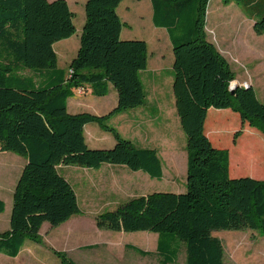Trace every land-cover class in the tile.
<instances>
[{"label": "trees", "instance_id": "trees-1", "mask_svg": "<svg viewBox=\"0 0 264 264\" xmlns=\"http://www.w3.org/2000/svg\"><path fill=\"white\" fill-rule=\"evenodd\" d=\"M122 1L86 0L77 53L67 67H60L54 43L76 31L68 1L0 0V151L26 159L13 192L10 227L0 232V253L17 256L27 239L41 242L44 222L58 226L81 212L74 187L58 170L60 164L126 165L163 178L158 151L134 144L108 123L115 113L147 100L141 73L148 66V43L122 38L127 25L118 12ZM209 2L151 0L153 23L167 30L173 47V92L186 135V191L135 196L95 216L100 229L158 233L163 264L174 263L182 246L186 264H229L223 241L213 231L250 229L264 235V179L254 178L264 177V145L255 132L247 135L231 157L236 167L231 174L249 172L254 177H232L229 149L215 146L205 130L210 108H230L243 123L264 133V103L254 86L237 85L232 93L235 71L208 38ZM244 10L255 32L263 34L264 0H246ZM110 85L118 96L110 112L68 111V99L83 95L78 88L104 96ZM88 123L109 131L115 144L89 147L84 132ZM249 156L247 165L244 158ZM4 210L0 198V214ZM54 251L61 264H79L66 251Z\"/></svg>", "mask_w": 264, "mask_h": 264}, {"label": "rangeland", "instance_id": "rangeland-1", "mask_svg": "<svg viewBox=\"0 0 264 264\" xmlns=\"http://www.w3.org/2000/svg\"><path fill=\"white\" fill-rule=\"evenodd\" d=\"M72 10L75 11L74 22L76 31L68 41L69 48L65 56L60 53L61 43L56 44L59 51L58 62L60 66L67 67L77 53L80 44V34L85 22V0H70ZM78 2V3H76ZM245 1L233 0L225 4L222 0H210L207 11L206 30L208 38L215 43L220 52L226 57L232 69L235 71L238 84H251L254 86L259 100L264 103V33L258 34L253 27V20H249L243 13L245 10ZM119 15L127 25L123 27V39H143L148 43L149 67L142 73L152 77L151 84H148L146 78L145 90L147 93L146 103L173 105L176 113L178 128L182 139L177 137L175 128L172 127V138L177 139L182 148L186 144V135L181 128L180 119L176 112L175 97L173 92L174 80V54L171 41L167 30L158 27L153 23V8L151 0H123L118 7ZM158 61L155 63V59ZM154 80V82H153ZM154 84H153V83ZM157 85V86H156ZM88 94V93H87ZM79 95V94H77ZM79 95L84 100L80 103L82 110L89 111V106L104 107L117 102V91H112L106 96H97L89 93ZM71 98H78L73 95ZM72 100V99H71ZM77 100V99H76ZM86 105V107H84ZM154 109L152 113L157 115L156 125L161 127L160 137L163 139L166 134L167 126L164 122V116L170 111ZM71 111V110H70ZM111 123V122H110ZM97 126L96 123H94ZM112 125V124H111ZM206 126H209L214 134L211 141L215 146L228 148L233 158L237 154L240 143L251 134L256 133L257 139L264 145V133L248 122L243 123L238 112L232 109L220 110L212 108L208 114ZM240 130V131H239ZM239 131L238 137L234 140V134ZM171 136V135H170ZM161 144V142H160ZM16 154V153H15ZM179 154V153H178ZM241 155L240 153H238ZM22 162L25 158L19 154ZM181 155V154H179ZM230 157V160H231ZM251 156L245 157L247 163ZM8 158L0 159V197L5 201V210L0 214V231L10 227V216L13 206V192L15 185L21 174V166L13 168ZM163 156L164 177L157 179L145 175L144 171H134L126 165H113L128 170L136 177L149 178L148 183L135 184L138 186V194L143 195L156 191L166 192H184L187 189V151L184 148L181 158L175 165ZM249 165V163L247 164ZM233 170L236 168L234 166ZM109 167H104L102 172ZM59 172L67 177L78 195L81 212L74 215L73 219L62 227L54 228L49 225L44 226L41 231V242L37 243L27 239L28 244H34L26 249V252L17 258L10 259L4 254H0V264H61L59 257L54 250L66 251L68 255L79 264H163L157 252L149 255H142L139 252L126 247L115 235H110L107 229H100L95 223V212L116 208L120 203H125L131 198L116 196L112 198L114 192L109 189L107 197H102L96 192L87 191L90 179L98 176L100 171L94 168L83 167L79 165L60 164ZM236 170V169H235ZM245 170H249L246 167ZM239 177V175H232ZM240 176H252L241 174ZM264 179V177H254ZM135 195V196H136ZM104 232L102 238L94 234V231ZM150 234L149 239L147 235ZM213 235L222 239L225 249V260L229 264H264V235L250 229H229L216 230ZM157 236L152 231L122 232V238L125 242H131L148 250L156 247ZM92 238L90 241L84 239ZM107 239V240H106ZM153 240H156L153 242ZM186 264L185 248L182 246L180 253L174 263Z\"/></svg>", "mask_w": 264, "mask_h": 264}, {"label": "crops", "instance_id": "crops-1", "mask_svg": "<svg viewBox=\"0 0 264 264\" xmlns=\"http://www.w3.org/2000/svg\"><path fill=\"white\" fill-rule=\"evenodd\" d=\"M67 1H68L69 6L72 10V7L70 5L71 1L70 0H67ZM84 2H86V0ZM76 3H78V2H76ZM72 11L75 13L74 10H72ZM248 19L252 20L250 18H248ZM253 26H254V23H253ZM71 37L59 40V41L54 43V48H55V51L57 53L58 58H59V51L56 49V44L61 43L60 53L62 54V56H65L67 53V50L69 48L68 41ZM71 60H69V63ZM157 61H158V58L155 59V63ZM148 63H149V60H148ZM58 64H59V62H58ZM149 64L147 66V69L149 67ZM60 67H64V66H60ZM147 69H145L144 71H146ZM144 71H142V73ZM142 73H141V76H142ZM146 78L149 81L148 84H151V81H152V77L150 75H145L142 78L144 87H145ZM153 82H154V80H153ZM151 86H153V85L151 84ZM112 89L115 90V88L112 85H110L108 94L112 91ZM89 93H91V91H89L88 94ZM88 94H86L85 96H87ZM74 95H76L78 98H71L72 97L71 96L68 99V104H67L68 111L71 113L90 112V113L97 114V115H103V114L110 112L117 105V102H114V103L108 104L107 106L104 105V107L89 106V107H87V108H89V111H87L88 109H86L85 111H79V110H82L80 103H85V102H82V100H84V98L80 97L77 94H74ZM104 96H106V95H104ZM117 100H118V96H117ZM84 107H86V105ZM165 107H167V110L170 112L164 116L165 117L164 118V122H165L164 126H167V127H166L165 131L163 129H162V131L164 132V134H166V137L161 139V137H160V134H161L160 128L161 127L157 126L156 122H155L157 115H154V113H152V112L154 109L155 110L161 109L164 111V110H166ZM211 109L212 108L209 109L208 114L210 113ZM227 109H230V108H226V109H222V110H227ZM176 112H177V109H176ZM176 117L177 116L175 113L174 106L171 104L166 105V106L164 104H160L159 106H157L156 104H153V103L152 104L145 103L141 106L131 108V109H127V110H123V111H119V112L115 113L114 115H112L110 117V119L108 120V123L111 122L110 124L115 126L118 129V131L124 137L130 139L134 144L141 146V147L155 148L158 151V154H159L162 161H163V156H164V158L171 161L170 164L175 165V163H177V160L179 158H181L182 152H184V148L186 149V144H184V147L182 148V146L179 143H177V141H176L177 139H175L176 135H175V138H172V136H173L172 135V127H174L175 131L177 132V137L179 139H182V137H181L182 135H181V132L178 128ZM207 119H208V117H207ZM206 122H207V120H206ZM211 129L212 128H210L209 126H206V124H205V130H206V133L209 136V138L213 137L212 134H214L213 132H211ZM84 132H85L86 142L89 145V147H91V148H110L115 144V138L113 137V135L109 131L104 130L98 124H97V126H95L94 123L86 124L85 128H84ZM160 142H161V144H160ZM218 146L220 147V145H218ZM178 153L181 155H179ZM3 157L8 158L10 160V162H11L10 164L13 168H16L17 166L20 165L22 168L20 172H22V170L26 164V159L24 160V162H22L23 160H21L19 158V156H17L14 152L0 151V159H2ZM230 157H231V154H230ZM113 165H117V164L104 163L101 167L94 168L100 172H99V175L97 177L93 176V178L90 179V183L87 187V191L89 190L88 191L89 199H90V193L89 192H91V193L92 192H96V193L98 192L97 193L98 195H100L102 197H107V196H109V195H107V192L109 191V189L114 192V194L112 193V198L118 196V197H120L119 200H122L123 198L135 197V195L138 194L137 193L138 190H140V189H138V186H135V184H137V185L143 184L144 185L145 183H148V181H149V178L147 176L151 177L146 172H144V173H146L145 175H147V176L136 177L131 172H129L128 170H125L124 168H119V167L113 166ZM104 167H109V168L106 171L102 172ZM134 171H137V170H134ZM232 171H235V169L233 170V167L231 166V160H230V175H231ZM163 177H164V168H163ZM143 195H146V194H143ZM114 202L116 204H121L120 201L114 200ZM95 214L97 215L98 213L95 212ZM74 217L72 216L69 220H67L66 222H64L58 226H52L49 222H44L42 227H41L40 233H41L42 229L44 228V226H46V225H49V226L54 227V228H59V227L64 226L68 222H70ZM109 231H110V235H112V236L115 235L116 237H118L120 239V241L122 243L126 244V247H128V248L133 249L132 247H129V246H135V247L141 248L145 251H149L151 253L153 251L157 252L159 234L156 232L155 233L157 236H153V238L154 239L156 238L157 245H156V247H153L152 249L148 250L146 248L144 249V248H142L136 244H133L131 242H125V240L122 238V232H124V231H113V230H109ZM131 232H136V231H131ZM103 233L104 232H101V230H99L98 232L94 231L92 238L95 237L94 234L99 235L102 238ZM145 235H147L149 239L151 238V236H149L150 234H145ZM92 238L90 237V238L84 239V240L90 241V240H92ZM156 240H153V242ZM36 243H37L36 245H39L38 242H36ZM32 245H34V244H28L27 240H26L21 251H20V253L15 257L6 255L4 253H0V254L6 255L10 259L17 258V257L21 256L22 254H24L26 252V249Z\"/></svg>", "mask_w": 264, "mask_h": 264}, {"label": "water", "instance_id": "water-1", "mask_svg": "<svg viewBox=\"0 0 264 264\" xmlns=\"http://www.w3.org/2000/svg\"><path fill=\"white\" fill-rule=\"evenodd\" d=\"M237 85H242V84H238V82H236L235 80L232 81L231 86H230V89H231L232 93L234 92V89H235V87H236ZM244 85H245L246 87H248L250 84H244Z\"/></svg>", "mask_w": 264, "mask_h": 264}, {"label": "built area", "instance_id": "built-area-1", "mask_svg": "<svg viewBox=\"0 0 264 264\" xmlns=\"http://www.w3.org/2000/svg\"><path fill=\"white\" fill-rule=\"evenodd\" d=\"M78 90L82 91L83 94H87V92H88L84 87H80V88H78Z\"/></svg>", "mask_w": 264, "mask_h": 264}]
</instances>
